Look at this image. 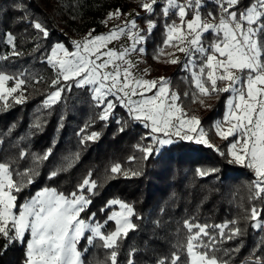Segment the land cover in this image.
<instances>
[{"label":"snow or ice","instance_id":"obj_1","mask_svg":"<svg viewBox=\"0 0 264 264\" xmlns=\"http://www.w3.org/2000/svg\"><path fill=\"white\" fill-rule=\"evenodd\" d=\"M218 15L211 12L208 17L201 14L203 0H140L139 7L146 13H154L158 3L163 4L162 15L165 17L163 47H157L154 58L166 56V63L182 64L186 75L183 77L188 85L184 98L201 106L211 108L206 101L215 96L219 99L228 94L225 101L223 120L216 121L212 128L215 134L224 140L233 138L229 144L227 155L230 163L246 165L254 170L253 181L255 197L264 196V0H253L250 6L236 10L240 0H214ZM15 7L24 15L21 19H29L27 5L18 0ZM123 15L120 9L110 12L103 23L119 19ZM175 15L179 23L167 19ZM191 19H188V16ZM31 26L42 37L47 39L50 32L38 20L29 19ZM147 32L150 33L155 24L147 21ZM206 33H214L211 42L205 43ZM126 36L130 44L119 50L108 48L110 42ZM147 40L145 30L140 29L135 19L126 20L123 25H115L107 33L94 35L88 33L82 40H73V50L64 43L56 42L50 53L43 59L54 70L55 78L51 87L55 90L45 94L42 104L34 114L30 129L43 131L46 118L42 112H50L51 108L63 99L64 92L73 88L86 89L98 109L97 119L107 122L113 118L114 109L121 106L127 110L131 121L139 122L150 129L146 137L151 143L140 147L143 159L158 146L171 145L172 137L183 141H195L197 144L213 147L207 133L201 126L200 118L189 116L183 106L179 93L170 87V78L160 77L157 80L136 77L133 74L135 65L128 57L133 53L143 54V46ZM7 42L13 44V37L8 34ZM40 45L34 51L39 49ZM168 47L183 54V59L175 56V52H166ZM12 56L20 53L13 48ZM7 59L8 57H0ZM26 74H8L0 70V110H7L13 104L25 103L24 87L31 77ZM43 79V78H41ZM14 81L9 87L8 82ZM11 100V103L9 101ZM117 124L124 130L126 122L121 118ZM89 124L80 129V145L99 138V133L86 135ZM163 134V138L160 135ZM238 137V138H237ZM28 153L21 151L19 159H27ZM52 155L49 148L42 155L31 154V164L23 169L14 168L17 161H0V238L8 245L26 241L24 264H82V252L78 246L82 240L88 245L101 242L103 248L111 250V264H117V251L120 239L126 237L136 225L131 223L134 209L131 205L119 200L110 199L100 209L104 212L109 207L119 206L118 211H111L103 221L96 220V213L89 212L93 197L101 187L92 179L89 171L76 189L65 194L55 187H43L34 195L25 198L22 203L18 197L36 182L40 175L41 165ZM79 159V152L65 156L55 170L49 173L52 180L62 172L70 170ZM133 160L134 157H129ZM217 169L196 170L201 177L215 173ZM121 172L128 175L120 164L110 168L111 176ZM133 172L132 175H138ZM254 197V198H255ZM262 210L253 207L250 212V223L253 229L264 228V220L260 219ZM110 221L115 222L111 231H105ZM188 230L186 245L187 259L183 264H226L216 255L225 240H233L241 234L236 221L219 225H200L185 221ZM209 228L213 229L212 232ZM218 233V234H217ZM132 264V261H129ZM157 264H169L167 258L157 260ZM170 264H181V255L174 252ZM249 264H264V258L257 257Z\"/></svg>","mask_w":264,"mask_h":264},{"label":"trees","instance_id":"obj_2","mask_svg":"<svg viewBox=\"0 0 264 264\" xmlns=\"http://www.w3.org/2000/svg\"><path fill=\"white\" fill-rule=\"evenodd\" d=\"M17 2L0 0V57H8L0 58V70L8 74L23 72L25 78L31 77V80L24 87L25 103L0 110V161L18 160L13 166L22 171L30 166L32 153L42 155L52 149V155L39 169L36 182L18 197L19 202L45 186L71 193L91 171L92 179L101 187L92 198L93 203L86 215L96 213V220L103 222L116 209L114 206L100 211L110 199H119L134 209L131 223L136 227L120 239L115 249L117 264H129L130 260L132 264H157L162 258H167L170 264L174 252L181 255L183 264L187 259L186 249H181L186 245L188 235L186 220L209 226L237 222L234 226L241 234L233 240H225L216 253L226 264H249V257L264 258V228L253 229L250 223L253 207L262 210L260 219L264 220V196L255 197V174L251 168L230 163V157L221 155L227 153L228 140L218 138L212 128L214 118L222 113L227 94L219 99L213 96L212 107L200 116L201 126L213 147L172 137L173 144L154 150L147 160L143 159L140 147L151 143L146 137L150 130L131 121L127 110L121 106L114 109L115 115L109 121H99V109L86 89L73 88L70 93L64 92L63 99L50 112L41 113L47 121L43 131L30 129L45 94L52 91L51 80L55 78L53 69L42 57L55 42H67V35L80 37L88 30L103 31V21L108 13L125 10L131 0H24L29 19L41 21L49 30L47 39L31 26L29 19H21L24 13L15 7ZM252 2L240 0L236 10H242ZM173 17L170 16L167 22ZM138 19L145 24L148 20L154 22L155 27L147 35L146 49L149 52L156 50L164 39L162 4L155 6L154 13ZM146 28L147 25L143 30ZM8 34L12 35L13 44L7 42ZM213 37L214 33H206L205 43ZM37 45L40 47L34 51ZM13 48L20 55L12 56ZM172 68L166 75L171 76L172 83H180L187 89L183 79L185 72L179 64ZM121 118L126 122L123 131H119L122 125L117 124ZM86 124L90 125L86 135L91 132L100 135L97 140L80 145L77 133ZM21 151L29 154L27 159H19ZM75 152H79V159L74 166L49 180V173L65 156ZM117 163L128 172L127 176L123 172L111 176L110 168ZM198 168H215L217 171L201 177L196 172ZM133 172L139 174L132 175ZM114 227L115 223L110 221L105 231ZM209 231L213 229L209 228ZM5 244L6 241L0 238V264H24L26 241L23 245L17 241L6 249ZM78 248L82 252V264H111V250L103 248L99 241L88 245L82 240Z\"/></svg>","mask_w":264,"mask_h":264},{"label":"rangeland","instance_id":"obj_3","mask_svg":"<svg viewBox=\"0 0 264 264\" xmlns=\"http://www.w3.org/2000/svg\"><path fill=\"white\" fill-rule=\"evenodd\" d=\"M139 2H140V0H131L130 5L125 10H123V11L121 10L122 13H123V15H121L119 19L111 20V21H108L107 23H105V29L103 31H101V32H92L91 30H88L85 33V35L80 36V37H76L74 35H67V32H66L67 40L68 41L67 42L58 41V42L64 43L65 46L69 49V51H72L73 48H72V45H71V41H73V40H78V41L79 40H82L90 32H92L94 35H100V34L107 33L111 28H113V26H115V25H123V23L126 20H132V19H135V22L139 26L140 29H144V27L146 25L148 27L147 22H146V24H145V21H143L141 23L140 20H142V19L139 20L138 18L145 17V15L148 14V13H146L143 8H141V7L138 6L139 5ZM149 2H150V0H149ZM114 11H116V10H113V11H110V12H114ZM145 30H146L145 35L147 36L149 33L147 32V28ZM7 38H8V35H7ZM211 41H212V39H209V40H207V43L208 42H211ZM146 43H147V40H146L145 44L143 45L145 47V49H146ZM129 44H130L129 39L126 36H121L118 40H114V41L110 42L109 45H108V48H112V49L119 50L120 48L125 47V46H128ZM160 47H163V46L161 45ZM50 51H51V48H50V50H49L48 53H50ZM155 51L156 50H152V51L149 52L146 49L143 54H140V53L137 52V53L131 54L128 57V59L131 60L132 63L135 65V67L133 68V74H134V76H136V77L142 76L143 78L150 79V80H157V79H159L160 77L163 76V77L170 78V81H171V76L170 75L168 76L166 74L169 73L168 71L173 70L172 67H174V65L165 62L166 59H167L166 56H161L159 59H155L154 58ZM165 51L166 52H175V56L176 57H180L181 59H183V54L182 53H179L178 51H176L172 47L166 48ZM45 62H46V59H45ZM47 65H49V64H47ZM185 75H186V73L184 74V76ZM13 84H14V81H9L8 82V86L9 87L13 86ZM181 85L182 84H180V83H178V84L176 83L175 84V83H172V81H171L170 87H171L172 90H174V91H176L177 93L180 94V96H181V98L183 100V106L185 108V111L188 113V115L189 116L196 115V116H198L200 118L201 114L204 113L208 109V107L201 106L198 103L192 102L191 99L184 98V95L183 94H184V92L188 88L187 89L186 88L184 89V88L181 87ZM52 90H55V89L52 88ZM86 91H87V93H89V95L91 97L90 92L88 90H86ZM214 100H215V98L212 97L211 99H209V100L206 101V104L212 105V103L214 102ZM101 110L102 109H99V111H101ZM220 117H222V116L220 115V116H217L216 118H214V120L212 122V126H213V124L216 121L222 120V119H220ZM213 131L215 133V130L214 129H213ZM158 135H160L161 138H163V134H158ZM217 137L220 138V139H222L219 136H217ZM228 139H230V138H228ZM160 147L161 146H159L158 148H160ZM115 207H116V209H114V210L115 211H118L119 210V206H115ZM114 210H112V211H114ZM256 258L257 257H249V259H251V260L256 259Z\"/></svg>","mask_w":264,"mask_h":264},{"label":"built area","instance_id":"obj_4","mask_svg":"<svg viewBox=\"0 0 264 264\" xmlns=\"http://www.w3.org/2000/svg\"><path fill=\"white\" fill-rule=\"evenodd\" d=\"M200 11L204 17H208L209 12H211L213 16L218 15V8L214 0H203V6L201 7Z\"/></svg>","mask_w":264,"mask_h":264},{"label":"crops","instance_id":"obj_5","mask_svg":"<svg viewBox=\"0 0 264 264\" xmlns=\"http://www.w3.org/2000/svg\"><path fill=\"white\" fill-rule=\"evenodd\" d=\"M162 8H163V4H162ZM172 16V15H171ZM188 19H191V16H188ZM173 20H176V22L177 23H179V20H178V18L174 15V17L168 22V23H171ZM165 32V31H164ZM162 46H163V44H162ZM180 65V68L181 69H183V66H182V64H179ZM227 98H228V94L226 95V97H225V101L227 100ZM225 101H224V105H223V108H222V113L220 114L222 117H220V119H222L223 120V116H224V112H225ZM230 139H227L228 140V143H227V145H226V151L228 150V147H229V144H231V143H233V138L232 137H229ZM238 138V137H237ZM252 171H253V173H254V170L253 169H251ZM255 174V173H254Z\"/></svg>","mask_w":264,"mask_h":264}]
</instances>
